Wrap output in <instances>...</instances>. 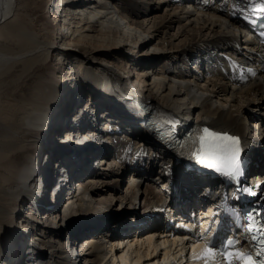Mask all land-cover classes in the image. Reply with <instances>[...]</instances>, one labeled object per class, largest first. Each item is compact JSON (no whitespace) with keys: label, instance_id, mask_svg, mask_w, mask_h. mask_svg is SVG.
<instances>
[{"label":"bare ground","instance_id":"obj_1","mask_svg":"<svg viewBox=\"0 0 264 264\" xmlns=\"http://www.w3.org/2000/svg\"><path fill=\"white\" fill-rule=\"evenodd\" d=\"M251 1L57 0V31L33 33L23 9L41 0H0V123L8 126L0 151L7 148L8 162L26 157L19 183L0 181V264H157L163 252L164 264H180L179 242L146 226L144 213L163 201L155 181L173 169L176 197L190 202L214 194L217 183L182 174L180 143L134 107L143 101L166 117L190 118L186 129L198 138L205 127L237 137L255 164L248 172L264 174V51L245 28L260 12ZM50 57L55 79L39 75L22 99L4 98V78L18 70L24 82ZM13 106L20 111L9 116ZM103 118L123 130L104 132ZM41 130L39 142L30 140L35 154L23 137ZM104 133L114 145L109 159Z\"/></svg>","mask_w":264,"mask_h":264},{"label":"rangeland","instance_id":"obj_2","mask_svg":"<svg viewBox=\"0 0 264 264\" xmlns=\"http://www.w3.org/2000/svg\"><path fill=\"white\" fill-rule=\"evenodd\" d=\"M39 1L40 0H36V2L37 3H39ZM57 0H41V4H42V6L41 7H34L33 5H32V3L31 2H29V3H27V4H25V7H24V9L23 10H27V14H31V17H30V19H28V20H26V21H28L30 24H32V32L33 33H35V32H38L39 31V27H40V29L43 27V26H46V27H48L49 29L48 30H50V31H53V32H56L57 31V29L59 28L58 27V25H56V22L57 21H54L53 22V11L55 10V8H54V6H55V2H56ZM20 10H21V8H20ZM22 11V10H21ZM23 14V13H22ZM60 24H62V22L61 23H59V25ZM37 29V30H36ZM55 46H56V43H55ZM47 63V62H46ZM52 65H53V57H50V59L48 60V63L46 64V65H41V70L39 71V73L37 74V75H34L32 78H31V75L30 76H26V78L24 79L25 81L23 82H21L19 79H18V74H19V71L18 70H15L14 72H12V74H9V76L8 77H6V78H4L5 80H4V83H3V89H2V91H4L5 90V93H4V98H7L6 100H9L10 99V101L13 103V102H16V100H20V99H22L23 98V93H24V91L26 90V89H35V85H36V83L38 84V82H40L38 79H39V75H42L43 77L44 76H47V77H49L48 79H55L54 77L56 76H52V74H54L55 72H50V69H52L51 67H52ZM189 68H191V67H193L192 66V61H189ZM203 65V64H202ZM39 67L38 68H36V69H39ZM205 67V69H207V68H209V67H207V63L205 62V64H204V66H203V68ZM36 69H32V71L30 72L31 74H34V73H37L38 72V70H36ZM131 69H132V67H131ZM17 71V72H16ZM42 76H40V77H42ZM42 77V78H43ZM137 76L135 75V77L134 78H136ZM41 79V78H40ZM28 80H30V81H28ZM35 80V81H34ZM36 80H38V82L36 81ZM28 81V82H27ZM16 84V85H15ZM6 85V86H5ZM66 86H64L63 87V89L65 88ZM21 89V90H20ZM111 90V89H110ZM18 92V93H17ZM18 94V95H17ZM17 107V108H16ZM18 111H20L19 110V107L18 106H13V107H11V108H9L8 110H7V112H8V115L9 116H11L12 114L14 115V112L15 113H17ZM107 120H109L108 118H103V122L104 121H107ZM110 120H112V122H114V123H116L117 121L116 120H114V119H110ZM116 121V122H115ZM102 122V121H101ZM250 122V121H249ZM8 125V124H7ZM101 126V125H100ZM124 126V125H123ZM3 128V129H2ZM121 128H122V130H123V127L121 126ZM3 130V131H2ZM45 131H40V133H32V135L31 134H25V136L23 137V139H25V140H29L28 142H29V144H28V146H26V148L29 150V147L31 148V151L34 153L35 152V154H36V149H38L37 148V144L36 145H34V144H32V143H30L31 141L30 140H32V141H34L35 139H37V141L43 136V133H44ZM5 133H8V126H6V125H3V124H1L0 123V139H2V137H3V135L5 134ZM253 133H254V131H251L250 130V132H249V134L250 135H252V137H255V138H257V135L255 134L254 136H253ZM98 135H100V134H96V136H98ZM111 135H113V134H111ZM101 137L103 136V134H101L100 135ZM118 136H119V134H118ZM92 137V136H91ZM93 138V137H92ZM88 140V139H87ZM86 140V141H87ZM80 141H83V140H80ZM39 142V141H38ZM88 142H91V141H88ZM74 147H75V145H74ZM3 151H0V156L2 157L1 159H0V168H1V175H0V181H4V185H9V186H14L15 184H17V183H19L20 181H19V176H20V172H21V170H22V168H23V166L25 165V162H26V157H25V159H23V157L21 158L20 156L19 157H16V158H14L12 161H10V162H8V161H4V158H3V155H5L6 153H7V148L5 147L4 149H2ZM30 151V152H31ZM72 156V155H71ZM102 156V155H101ZM109 158H111V157H107V158H105V159H109ZM113 158V157H112ZM23 163V164H22ZM3 173V174H2ZM251 174V173H250ZM83 178L85 177V175L84 176H82ZM82 179V178H81ZM85 179V178H84ZM83 179V180H84ZM125 179V178H124ZM78 180H80V178H78V175H77V177L75 178V180L74 181H71L70 183L72 184H70V187L71 188H74V184H76V181H78ZM122 183V182H121ZM125 183V182H124ZM124 186V185H123ZM123 186H121V187H123ZM123 189H124V187H123ZM183 189V188H182ZM63 199H64V197H63ZM65 201V200H64ZM16 206V205H15ZM14 205H13V207L11 206L10 207V210L9 211H11V213H13L11 216H9V218H8V221L11 223V224H14V222H15V218H16V214H15V211L17 212V206L15 207ZM38 210V209H37ZM132 212H133V210H131ZM133 214V213H132ZM14 218V219H13ZM11 219V220H10ZM128 219V218H127ZM4 229H5V226H4ZM4 229L1 231V232H3L4 231ZM132 230V229H131ZM134 231V230H133ZM2 236V233H0V237ZM73 237V236H72ZM121 239H125V237L124 238H122L121 237ZM77 241V240H76ZM79 242V243H78ZM79 244H80V240L79 241H77L76 242V245H75V248H73L74 249V251H75V249L77 248V246H79ZM74 247V246H73ZM68 249H70L69 248V246H68ZM78 249V248H77ZM79 250V249H78ZM124 252H125V249H124ZM76 253V252H75Z\"/></svg>","mask_w":264,"mask_h":264},{"label":"snow or ice","instance_id":"obj_3","mask_svg":"<svg viewBox=\"0 0 264 264\" xmlns=\"http://www.w3.org/2000/svg\"><path fill=\"white\" fill-rule=\"evenodd\" d=\"M240 153L239 139L227 133L215 132L205 127L198 138V147L193 155L197 161L209 169H214L227 177L235 179L239 174L237 159ZM208 231H211L209 229ZM261 233L259 237L252 236L255 242L252 251L245 253L236 251L234 254L228 251L229 248H234L236 241L226 239L224 244L219 249L224 256L227 264H232L231 257L234 255L240 264H264V224L258 228ZM216 246L209 242V246L204 249L202 255L196 259H204L205 264L209 261H214L216 257Z\"/></svg>","mask_w":264,"mask_h":264}]
</instances>
